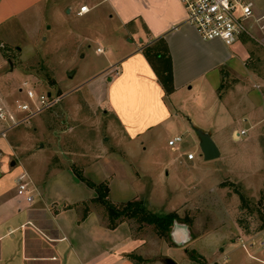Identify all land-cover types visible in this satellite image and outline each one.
Instances as JSON below:
<instances>
[{
  "label": "crops",
  "instance_id": "crops-1",
  "mask_svg": "<svg viewBox=\"0 0 264 264\" xmlns=\"http://www.w3.org/2000/svg\"><path fill=\"white\" fill-rule=\"evenodd\" d=\"M81 4H87L90 10L77 15ZM254 11L256 16L264 13V0H255ZM99 14L106 21L114 20L123 29L127 43H136L116 45L114 51L108 49L112 59H106L105 66L88 82H98L106 89L104 99L97 104L104 106L103 112L114 116L119 133L115 131L124 143L142 139L152 131L158 132L174 121L185 123L192 130L197 127L208 132L219 149L217 158L228 155V150L224 147L221 150L218 142L226 131L238 140L241 136L238 132L245 129L246 133H251L250 138L254 139L257 149L261 147L258 140L264 134V72L250 64V58L252 51L264 54V28H260L264 20L258 23L250 20V34L242 33L232 45H225L217 39L203 40L196 29L185 22L186 12L179 0H99L98 3L94 0H0V70L5 69L6 61L10 60L5 55L7 50L2 49L5 45L15 47L21 55L33 52L39 38L48 40L43 36V30L53 32L58 19L75 27V32L70 27L66 29L68 39L82 37L90 41L96 36L106 44L113 42L109 35L90 32L91 18ZM161 36L168 47L172 64L174 90L168 95L141 50ZM60 38L62 44L67 40L66 37ZM102 45L97 43V53L106 52ZM253 45L258 49L255 50ZM97 48L102 51H97ZM15 68L29 76L12 65L7 71L12 72ZM75 72H69L68 76L73 77ZM232 75L235 84H224ZM29 78L20 85L12 83L4 86L0 82V97L11 110H15L16 99H26L17 95L18 92L25 96L24 81L37 91H43ZM15 91L11 103H7L5 96ZM74 101L73 98L62 105L63 111L70 112ZM16 113L25 116L24 113ZM239 122L246 125L233 126ZM15 127L8 131L6 139L2 138L7 156L3 151L0 264H134L128 254H139L144 241L133 237L127 222L115 228L107 227L102 209L90 202L95 197L94 189L79 180L72 167L51 166L45 160L31 166L27 162L29 156L37 158L39 155V150L31 149V141L27 142V150L32 152L25 162L16 156L11 157L14 143L8 138ZM200 159L204 160L197 151L193 160H187L183 153L174 160L190 172ZM91 165L84 166V171L96 166ZM21 171H26L31 180V202L17 195L16 176ZM113 175L97 174L96 181L84 176L93 182L107 181L111 198ZM133 198L145 199V196L135 193L127 200ZM123 201L126 200L115 202ZM83 202H89L85 214ZM147 203L155 211V201L148 199ZM172 211L174 209L166 212ZM187 230L190 240L186 243H189L188 225ZM247 246L243 243L241 247ZM232 248L226 246L222 259ZM216 260L222 264L220 255ZM174 261L176 264H191L188 258ZM149 264L166 263L163 258Z\"/></svg>",
  "mask_w": 264,
  "mask_h": 264
},
{
  "label": "rangeland",
  "instance_id": "rangeland-1",
  "mask_svg": "<svg viewBox=\"0 0 264 264\" xmlns=\"http://www.w3.org/2000/svg\"><path fill=\"white\" fill-rule=\"evenodd\" d=\"M91 19L90 32L109 35L113 40L110 45L96 36L90 41L82 37L68 39L66 29L75 27L58 19L53 32L43 30L48 40L39 38L33 52L21 55L15 47H5L12 66L29 74V81L38 89L63 95L57 105L10 132L8 139L14 143L15 154L11 157L25 162L32 152L27 150V142L31 141V149L39 150L37 158L30 155L27 160L33 167L43 160L51 166L68 165L95 181L97 174L114 173L111 201L127 200L136 193L145 196L146 201H155L153 207L158 213L174 209L179 216L176 222L189 226V243H174L172 227L160 236L152 225L126 221L133 237L144 241L139 254L133 252L140 257L141 264L165 257L177 261L188 258L191 264H219V255L222 264H264V247L259 245L264 240V134L259 137L261 147L257 149L251 133L235 140L227 131L223 132L218 142L221 150H228V155L215 160L200 159L190 172L174 160L197 148L194 131L185 123L173 121L158 132L124 143L117 136L119 128L114 116L103 112L104 106L97 104L104 99L106 89L98 82H88L105 66L106 59H112L108 49L114 51L116 45L136 43H127V35L114 20L106 21L100 14ZM60 37H66L65 43L60 42ZM98 42L106 52H96ZM257 53L252 51L250 64L264 72V54ZM10 67L6 61L5 69L0 70L4 86L20 85L28 78L16 68L8 72ZM71 71H76L73 77L68 76ZM235 82L232 75L224 84L232 86ZM16 91L5 96L7 103H11ZM17 95L25 98L23 93ZM73 98L75 104L70 112L63 111L62 105ZM245 125L239 122L233 126ZM176 135L182 136L183 142L172 148L167 141ZM0 139V149L7 156L5 141ZM89 165L96 166L84 171V166ZM103 213L107 223L104 210ZM243 243L248 246L242 248ZM226 246L234 248L222 259Z\"/></svg>",
  "mask_w": 264,
  "mask_h": 264
},
{
  "label": "built area",
  "instance_id": "built-area-1",
  "mask_svg": "<svg viewBox=\"0 0 264 264\" xmlns=\"http://www.w3.org/2000/svg\"><path fill=\"white\" fill-rule=\"evenodd\" d=\"M96 3L99 0H94ZM186 12L185 22L192 25L203 40H220L225 45H232L242 33L250 34V25L248 22L254 20L258 23L264 20V13L259 16L255 15V0H179ZM90 10L87 4H81L76 11L77 15H83ZM264 28V23L260 25ZM97 51H102L97 48ZM24 88L25 100L16 99L15 110H11L5 105L4 100L0 97V138L6 139L7 133L13 127L19 125L31 115L36 114L44 109L57 105L62 95L46 91H37L27 81L22 83ZM24 113L25 116H19L16 112ZM246 130L241 129L238 135H245ZM183 138L176 135L167 141L170 147L176 143H182ZM196 150H190L185 153L187 160H193L196 152L199 151L198 145ZM3 151L0 149V175L3 172ZM17 195L23 196L26 201L33 200L31 180L26 171H21L16 176ZM264 235V234H263ZM264 247V240L259 242Z\"/></svg>",
  "mask_w": 264,
  "mask_h": 264
},
{
  "label": "trees",
  "instance_id": "trees-1",
  "mask_svg": "<svg viewBox=\"0 0 264 264\" xmlns=\"http://www.w3.org/2000/svg\"><path fill=\"white\" fill-rule=\"evenodd\" d=\"M5 47L7 45L2 48L4 51H6ZM141 50L153 68L165 94H170L174 90L172 64L164 38L162 36L156 38L153 42L144 45ZM73 172L79 180L94 189L95 197L90 202L100 207L102 211L104 210L108 221L106 225L109 228H115L122 222L134 220L139 226L143 224L152 225L157 234L163 236L179 220V216L175 211L166 213L153 211L148 207L144 198H133L123 202L111 201L107 181L93 182L85 177L82 172L75 170ZM88 203H82L84 214L88 211ZM128 257L133 260L134 264H141L140 257L137 254L129 253ZM200 264H205V262L202 261Z\"/></svg>",
  "mask_w": 264,
  "mask_h": 264
},
{
  "label": "water",
  "instance_id": "water-1",
  "mask_svg": "<svg viewBox=\"0 0 264 264\" xmlns=\"http://www.w3.org/2000/svg\"><path fill=\"white\" fill-rule=\"evenodd\" d=\"M8 62L11 66V61L8 60ZM69 75L71 76L72 73H70ZM193 130L198 140L199 155L204 160H212L219 157V149L210 134L197 127H193ZM171 237L173 242L177 245L185 244L187 241L190 240V238L188 237L187 225L175 222L172 226ZM164 261L166 264H176L173 259L168 257H165Z\"/></svg>",
  "mask_w": 264,
  "mask_h": 264
}]
</instances>
